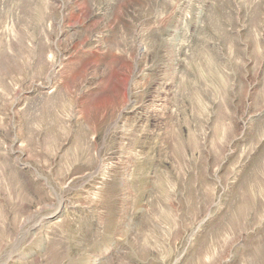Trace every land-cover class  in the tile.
<instances>
[{
    "label": "rangeland",
    "instance_id": "rangeland-1",
    "mask_svg": "<svg viewBox=\"0 0 264 264\" xmlns=\"http://www.w3.org/2000/svg\"><path fill=\"white\" fill-rule=\"evenodd\" d=\"M0 264H264V0H0Z\"/></svg>",
    "mask_w": 264,
    "mask_h": 264
}]
</instances>
